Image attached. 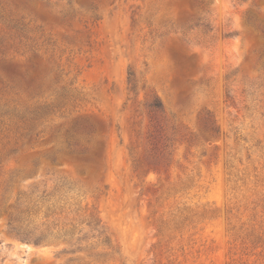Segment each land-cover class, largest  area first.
I'll return each instance as SVG.
<instances>
[{"label": "rangeland", "instance_id": "rangeland-1", "mask_svg": "<svg viewBox=\"0 0 264 264\" xmlns=\"http://www.w3.org/2000/svg\"><path fill=\"white\" fill-rule=\"evenodd\" d=\"M0 264H264V0H0Z\"/></svg>", "mask_w": 264, "mask_h": 264}, {"label": "trees", "instance_id": "trees-1", "mask_svg": "<svg viewBox=\"0 0 264 264\" xmlns=\"http://www.w3.org/2000/svg\"><path fill=\"white\" fill-rule=\"evenodd\" d=\"M129 82L131 90L136 92L134 72H130ZM148 107L155 113L164 112V105L159 98L150 101ZM99 221L94 208H83L78 205L73 209L71 206L57 207L53 204L43 209L41 198H38L32 205H27L20 211L18 224L13 229L21 239L35 245L63 241L78 246L77 249L80 250L82 242L88 238L84 226L93 228ZM106 241H109V238L106 237Z\"/></svg>", "mask_w": 264, "mask_h": 264}]
</instances>
